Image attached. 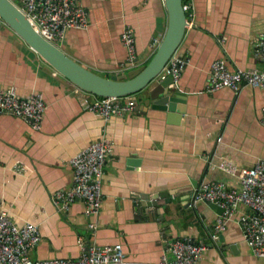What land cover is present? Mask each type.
<instances>
[{"label": "crops", "instance_id": "0c3cea01", "mask_svg": "<svg viewBox=\"0 0 264 264\" xmlns=\"http://www.w3.org/2000/svg\"><path fill=\"white\" fill-rule=\"evenodd\" d=\"M184 1L188 25L176 55L187 64L170 87L181 92L176 104L182 114L148 109L105 120L86 108L84 99L92 101L93 94L60 75L6 23L0 24V87H14L21 96L41 92L46 102L39 131L20 117L0 114V211L19 226L38 225L42 238L32 259L78 258L81 237L90 247L122 243L129 261L157 264L163 255L173 257L171 240L190 238L207 245L198 264H264L236 222L244 205L213 244L218 213L207 202L192 205L189 196L203 180L239 187V172L230 168H248L264 158V89L206 90L217 59L232 70L262 68L254 43L264 25V0ZM83 3L90 23L66 32L60 44L66 54L106 77L127 73L132 67L121 34L130 26L140 66L149 63L168 26L164 0ZM99 139L109 142L99 214L88 215L82 201L57 212L51 195L70 189V159ZM163 191L172 193L170 204L156 206L153 218L138 212L144 197Z\"/></svg>", "mask_w": 264, "mask_h": 264}, {"label": "built area", "instance_id": "2783aa9c", "mask_svg": "<svg viewBox=\"0 0 264 264\" xmlns=\"http://www.w3.org/2000/svg\"><path fill=\"white\" fill-rule=\"evenodd\" d=\"M87 0H19L17 6L25 14L33 28L46 40L60 47L65 34L70 29L83 30L89 26V14L84 5ZM185 12L188 4L183 3ZM189 16H193L190 13ZM5 23L0 15V24ZM121 42L126 47L127 64L139 63L135 46V31L126 26L121 34ZM254 51L262 62L260 70L235 69L228 67L222 59L213 61L206 86L208 92L222 88L239 91L244 85L264 89V25L255 39ZM187 60L171 56L160 71L161 79L171 76L170 87L177 84ZM84 91V90H83ZM86 92V91H84ZM88 93V92H86ZM88 111L108 120L113 115L123 116L134 111L131 96H95L92 101L84 99ZM46 102L41 92L21 96L14 87H0V114H12L25 120L30 127L39 131L42 127ZM261 123L264 125V107ZM221 137L218 138V141ZM109 150V142L99 139L76 153L70 164L73 168V182L68 190H57L51 195V202L59 213H66L72 203L82 201L88 215H98L103 201L102 182L104 166ZM239 172V187H229L225 181L203 180L189 195L192 205L198 202L216 203L222 212L217 215L211 231V242L220 240L228 223L234 219L240 205L246 210L241 212L236 222L247 245L253 254L264 260V158L258 159L248 168L231 167ZM89 227L95 229L93 223ZM38 225L25 223L17 225L6 210L0 211V264H138L126 258L122 243L104 246H87L80 239L82 254L78 258H53L34 260L31 251L41 241ZM207 248L190 238L174 239L169 242L173 257L163 255L157 264H198Z\"/></svg>", "mask_w": 264, "mask_h": 264}, {"label": "water", "instance_id": "95a60500", "mask_svg": "<svg viewBox=\"0 0 264 264\" xmlns=\"http://www.w3.org/2000/svg\"><path fill=\"white\" fill-rule=\"evenodd\" d=\"M168 13V26L161 44L146 65L137 63L132 70L119 75L106 77L81 64L62 48L41 36L31 25L25 14L16 5L15 0H0V15L17 35H19L37 54L55 71L64 76L80 89L95 96H131L134 111L145 113L148 109L184 113L177 106L181 92L172 90L171 76L159 77L171 56L175 55L188 25L187 14L183 9V0H164ZM157 35H154L152 42ZM145 108V109H144ZM144 110V111H143ZM170 191L157 192L144 197L137 204L138 212L154 216V208L170 204ZM218 214L223 210L216 203H209ZM159 211V210H158Z\"/></svg>", "mask_w": 264, "mask_h": 264}, {"label": "trees", "instance_id": "16d2710c", "mask_svg": "<svg viewBox=\"0 0 264 264\" xmlns=\"http://www.w3.org/2000/svg\"><path fill=\"white\" fill-rule=\"evenodd\" d=\"M16 4H19L18 2L15 1ZM183 3L185 4V1L183 0Z\"/></svg>", "mask_w": 264, "mask_h": 264}, {"label": "rangeland", "instance_id": "374dc122", "mask_svg": "<svg viewBox=\"0 0 264 264\" xmlns=\"http://www.w3.org/2000/svg\"><path fill=\"white\" fill-rule=\"evenodd\" d=\"M187 14V13H186ZM61 47V46H60Z\"/></svg>", "mask_w": 264, "mask_h": 264}, {"label": "clouds", "instance_id": "9594fccd", "mask_svg": "<svg viewBox=\"0 0 264 264\" xmlns=\"http://www.w3.org/2000/svg\"><path fill=\"white\" fill-rule=\"evenodd\" d=\"M17 5V4H16Z\"/></svg>", "mask_w": 264, "mask_h": 264}]
</instances>
